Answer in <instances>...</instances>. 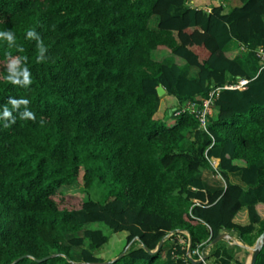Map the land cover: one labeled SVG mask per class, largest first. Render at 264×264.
<instances>
[{
	"label": "trees",
	"instance_id": "obj_1",
	"mask_svg": "<svg viewBox=\"0 0 264 264\" xmlns=\"http://www.w3.org/2000/svg\"><path fill=\"white\" fill-rule=\"evenodd\" d=\"M239 1L0 0V264H197L188 243L209 247L210 264H243L224 238L211 243L227 230L252 244L264 228V0ZM232 39L243 48L230 56ZM159 83L177 108L220 86L207 129L187 110L159 115ZM94 177L102 201L72 205L59 190ZM88 221L126 230L129 247L98 263L108 237Z\"/></svg>",
	"mask_w": 264,
	"mask_h": 264
},
{
	"label": "rangeland",
	"instance_id": "obj_2",
	"mask_svg": "<svg viewBox=\"0 0 264 264\" xmlns=\"http://www.w3.org/2000/svg\"><path fill=\"white\" fill-rule=\"evenodd\" d=\"M223 1L225 2V5H224L225 9H229L233 5L238 4L240 2L239 0H226V1L223 0ZM197 5L209 7V5L206 4V2L197 1ZM156 19L157 18L154 15L153 19L151 20L152 24L155 22ZM232 46H233V48H232L233 53H236L238 51V49L240 48V44H238L236 42ZM165 61L170 62L171 57L165 58ZM162 105H163V103L161 104L160 109H158V111H157V113L161 116L165 114V111L167 110V106H168V105H166L165 106L166 108H165ZM165 120L169 122L173 119L166 117ZM59 190L62 191V193L66 194V195H70L72 197V199H70V203L72 205L77 204V201H76L77 199H82V198H87V197H90L94 200L102 201V200H104L105 193H106L103 183L97 177H94L87 187L79 184L78 182H73V183L61 185L59 187ZM258 211H259L260 215L262 217H264V206L259 207ZM77 219L78 220L81 219L80 213L77 214ZM83 224H84V227L100 228L107 235V237H108L107 241L104 242L99 247L93 249V253L95 255H97L98 257H100L102 260H110V259L116 257L121 252H123V250L125 248L129 247V245H130V242L126 243V233H127L126 230H113L107 224H105L103 221H88V222H84ZM255 232L256 231H254L253 234H255ZM231 234H232V237L229 240L224 239L226 246L233 253H235L236 255L241 257L243 264H248L251 250L246 249L245 247H243V245H241V243L237 242V241H240V242H243V241L240 240L238 237L234 236V235H236L235 232L231 231ZM72 235H73L72 232H66V237H70ZM164 240H165L164 248H167L169 245H171L172 240L169 238L168 235ZM81 247H82L81 245L72 246V249H73L72 254H73V257L75 259L81 258L80 251H79L81 249ZM206 250H207V248H206Z\"/></svg>",
	"mask_w": 264,
	"mask_h": 264
},
{
	"label": "built area",
	"instance_id": "obj_3",
	"mask_svg": "<svg viewBox=\"0 0 264 264\" xmlns=\"http://www.w3.org/2000/svg\"><path fill=\"white\" fill-rule=\"evenodd\" d=\"M218 3H223V0H218ZM207 8L209 9V7ZM240 48H243V46L241 45ZM255 53L261 59L262 66H263L264 65V49L261 46H258L257 49L255 50ZM246 81H247V78L241 77L233 83H229V84L227 83L223 85V87H243ZM219 88L220 86H216L215 88L210 89L206 97H203L201 95H196L193 99H188L187 101L183 102L180 108H177L176 106H174L173 110H176L175 112L187 110L193 113L194 116L198 119L200 126L203 129H207L209 116L212 115L214 112V107H213L214 97ZM209 159H210L211 164L214 167H216V164H214V160L212 159V157ZM171 233L172 232H170L169 234ZM208 249L209 247L199 248L198 246L196 248L191 249L188 244L186 255L189 258L200 259V262L197 264H210L209 261L206 259V254L208 253Z\"/></svg>",
	"mask_w": 264,
	"mask_h": 264
},
{
	"label": "crops",
	"instance_id": "obj_4",
	"mask_svg": "<svg viewBox=\"0 0 264 264\" xmlns=\"http://www.w3.org/2000/svg\"><path fill=\"white\" fill-rule=\"evenodd\" d=\"M197 1H200V2H207L208 0H189V3L190 4H193V3H197ZM218 1V0H217ZM226 1V0H225ZM224 5H225V2H224ZM238 43L237 41H235L234 39H232L230 42L227 43L226 47H225V51L228 55L230 56H233L235 55V53H233V44L234 43ZM239 44V43H238ZM166 55V51L165 50H157L156 52V56L157 58H164ZM168 55V53H167ZM169 57V56H168ZM175 61L180 65L182 71L189 75V76H194L196 75L197 73V67L194 66V65H189V64H186L184 59L178 57V56H175L174 57ZM163 103V107H165L166 105L167 106V110L169 111V113H171L173 111V107L175 106L173 103H174V99L172 96H167V95H163L160 99V106H159V109L161 107V104ZM166 108V107H165ZM173 122V120L169 121L168 123L171 124ZM212 159L214 160V164H216V167L218 165V162H219V158L218 157H215V156H212ZM215 167V168H216ZM229 174V178L230 180L234 181V182H239V172L238 171H231L228 173ZM214 179L216 180H219L221 183L220 185H223L225 186V181L224 179L222 178V176L220 174H214ZM234 220L237 221V222H240V223H246L248 222V218H247V213H246V209H242V210H239L235 216H234ZM222 231H226L229 235V237H226L224 239H230L232 237V234H231V231H227V230H222ZM235 232V231H233ZM236 233V232H235ZM236 237V235H234ZM230 242V241H229ZM238 243H241V245H243V247H245L246 249H248L244 244H247V243H244V242H240V241H237Z\"/></svg>",
	"mask_w": 264,
	"mask_h": 264
},
{
	"label": "water",
	"instance_id": "obj_5",
	"mask_svg": "<svg viewBox=\"0 0 264 264\" xmlns=\"http://www.w3.org/2000/svg\"><path fill=\"white\" fill-rule=\"evenodd\" d=\"M156 90H157V93L158 95H163V93L165 92V88L164 86L159 83L156 87ZM226 237H229L228 233L226 231H220L212 240H211V243L213 242H216L217 240L221 239V238H226ZM163 243V240H160L156 246V248L153 250V249H149V248H146L149 252H154L155 250H157ZM264 243V228L263 230L259 233V235L256 237L255 241L253 244H244L248 249L251 250V253H250V258H249V262L248 264H254L255 261H256V257H257V254L260 250V248L262 247ZM123 252H121L119 255H117L116 257H119L120 255H122ZM51 256V254H48L46 256H43L41 258H39V260H42V259H46L47 257ZM114 257V258H116ZM18 259V258H17ZM16 259V260H17ZM191 261L193 263H198L200 262V259H193V258H190ZM112 260V259H110ZM110 260H102V261H98V263H106Z\"/></svg>",
	"mask_w": 264,
	"mask_h": 264
},
{
	"label": "clouds",
	"instance_id": "obj_6",
	"mask_svg": "<svg viewBox=\"0 0 264 264\" xmlns=\"http://www.w3.org/2000/svg\"><path fill=\"white\" fill-rule=\"evenodd\" d=\"M223 4H224V1H223ZM27 35H28L29 38H31L32 36L35 35V31L30 30V31H28ZM240 46H241V45H240ZM9 79H10L11 82H13V83L16 82V81H13V79H12L11 77H9ZM25 81H26L27 84H30V83H31V80H30V78H29V74H25ZM27 115H28L29 117H32V118L34 119V116H33L32 113H28ZM210 158H211V157H210ZM188 244H189V243H188ZM189 246H190V245H189ZM198 263H199V262H198Z\"/></svg>",
	"mask_w": 264,
	"mask_h": 264
}]
</instances>
